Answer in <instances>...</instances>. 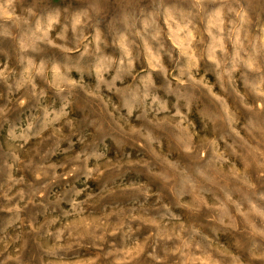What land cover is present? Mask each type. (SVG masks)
I'll return each instance as SVG.
<instances>
[{
  "label": "clouds",
  "instance_id": "9594fccd",
  "mask_svg": "<svg viewBox=\"0 0 264 264\" xmlns=\"http://www.w3.org/2000/svg\"><path fill=\"white\" fill-rule=\"evenodd\" d=\"M0 264H264V0H0Z\"/></svg>",
  "mask_w": 264,
  "mask_h": 264
}]
</instances>
